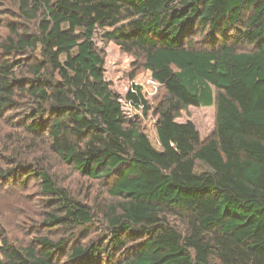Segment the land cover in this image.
I'll use <instances>...</instances> for the list:
<instances>
[{"label": "trees", "instance_id": "trees-1", "mask_svg": "<svg viewBox=\"0 0 264 264\" xmlns=\"http://www.w3.org/2000/svg\"><path fill=\"white\" fill-rule=\"evenodd\" d=\"M0 8L15 20L0 43V120L24 113L11 164L39 184L48 210L40 226L63 234L19 248L0 239V264H264V0H0ZM196 27L235 31L236 40L196 48ZM97 34L131 59L129 78L141 67L163 88L160 151L125 120ZM124 100L150 110L136 85ZM212 105L206 140L175 121ZM55 161L110 180L106 196L76 199L51 174ZM93 222L102 233L79 242Z\"/></svg>", "mask_w": 264, "mask_h": 264}, {"label": "rangeland", "instance_id": "rangeland-1", "mask_svg": "<svg viewBox=\"0 0 264 264\" xmlns=\"http://www.w3.org/2000/svg\"><path fill=\"white\" fill-rule=\"evenodd\" d=\"M15 20L4 10L0 8V43L4 41L7 34L6 23H12ZM192 37L193 46L196 48H212L227 41L234 43L236 40L235 31L211 33L206 30L203 35L198 34L199 28H194ZM101 35L97 34L95 42L103 52L104 77L112 92L118 97L125 120L128 123H134L142 129L156 150H161L158 142L156 127L157 118L155 108L164 96L163 88L151 78L149 71L137 67V73L133 78L127 76L131 59L122 53L113 43L100 42ZM186 44V43H185ZM235 48L238 51H250L252 46L237 44ZM2 54L0 52V59ZM141 88V95L146 100L150 110L144 114L142 109L134 108L124 100L126 90L131 86ZM23 111L10 112L0 120V137L7 132L11 135L12 142L2 143L0 140V239L13 247H25L29 245L38 235H47L48 238L59 239L63 234L61 231H47L40 226L45 212L48 211L43 205V198L39 193V184L24 169H17L12 165L13 155L17 152L16 145L19 142H13L17 135V123L23 117ZM177 123L191 122L199 134L200 139L209 138L215 128V106L194 107L190 106L180 112L175 120ZM16 129H15V128ZM1 139V138H0ZM8 150H12L10 154ZM21 158L26 157L21 154ZM50 168V172L57 182L69 189L71 194L83 203L88 204L90 200H101L106 196V192L111 185L110 180L91 181L72 170L69 166L55 161ZM6 171V174L3 173ZM78 234L79 242H87L90 238L102 233V225L93 222ZM55 260L65 262V257L61 254L56 255ZM94 264V263H91ZM98 264H108L100 262Z\"/></svg>", "mask_w": 264, "mask_h": 264}]
</instances>
